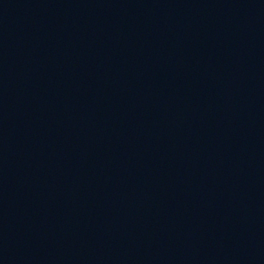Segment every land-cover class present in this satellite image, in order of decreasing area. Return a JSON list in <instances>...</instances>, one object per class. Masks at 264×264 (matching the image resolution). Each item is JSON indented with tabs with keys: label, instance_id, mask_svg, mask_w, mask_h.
<instances>
[{
	"label": "water",
	"instance_id": "water-1",
	"mask_svg": "<svg viewBox=\"0 0 264 264\" xmlns=\"http://www.w3.org/2000/svg\"><path fill=\"white\" fill-rule=\"evenodd\" d=\"M0 264H264V0H0Z\"/></svg>",
	"mask_w": 264,
	"mask_h": 264
}]
</instances>
